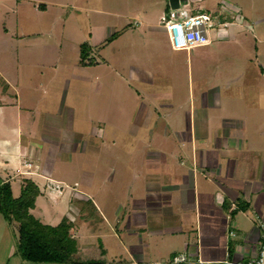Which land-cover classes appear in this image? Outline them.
I'll use <instances>...</instances> for the list:
<instances>
[{
    "label": "rangeland",
    "instance_id": "1",
    "mask_svg": "<svg viewBox=\"0 0 264 264\" xmlns=\"http://www.w3.org/2000/svg\"><path fill=\"white\" fill-rule=\"evenodd\" d=\"M41 4L46 9H40ZM180 4L179 10L191 14L196 7L214 12V21L218 13L235 16L231 31L239 36L238 48L228 47L225 53L218 49L232 41L217 36L226 31L224 26L209 31V47L168 48L172 44L162 19L181 20L172 17L175 10L169 0H0V176L12 180L14 196L19 197L23 179H28L17 170L25 168L24 159L37 173L39 163L47 164L49 181L34 178L41 195L32 213L51 226L65 217L76 222L82 260L103 257L106 264L134 263L131 246L136 247L138 236L146 238L138 226L153 219L141 206L170 197L146 193L137 199L136 189L161 169L157 161L161 146L165 150L166 146L159 138L166 131L161 130L162 123L154 128L149 122L156 110L157 82L141 88L133 77L134 67L153 69L172 61L175 102L198 115L200 106L205 101L213 105L221 92V111L241 112L251 125L260 122L247 132L249 142H264V99L248 94L264 87V0H180ZM147 21L161 28L163 35H155L161 47L158 53L143 51L155 31ZM117 30L128 32L102 46ZM83 43L91 51L88 59L98 65L80 64ZM233 78L246 93L231 105L223 85ZM3 79L10 85L7 93ZM185 134L176 135L178 145L185 143ZM58 142L67 143V158L63 153L55 157ZM21 146L26 150L23 155ZM54 183L62 191L52 190ZM90 199L106 218L101 227L80 220L82 209L86 215L93 211ZM128 223L137 227L133 234H128ZM173 257L149 264H173ZM0 264H35L21 256L18 224L6 222L1 214Z\"/></svg>",
    "mask_w": 264,
    "mask_h": 264
},
{
    "label": "crops",
    "instance_id": "2",
    "mask_svg": "<svg viewBox=\"0 0 264 264\" xmlns=\"http://www.w3.org/2000/svg\"><path fill=\"white\" fill-rule=\"evenodd\" d=\"M191 12L193 15L206 13L200 7L192 8ZM208 12L216 15L214 12ZM236 13L238 14L239 11ZM235 20L236 17L231 14L218 13L217 20L213 22V28L224 26L226 29L225 32L216 33L217 36L232 40L231 43H225L222 48H218L224 53L228 47L239 46V36L231 31L235 27ZM147 22L149 28H155V31L152 30L153 44L149 46L146 43V49L143 51L150 49L158 53L161 47L156 33L163 35L161 28ZM228 23L231 25L227 26ZM138 26H142V23L140 22ZM116 32H120V36L112 43L128 31L117 30L114 34ZM31 36L35 34H28L26 37ZM107 40L102 46L107 45ZM134 70L136 74H133V77L140 83L141 88L157 82L155 87L157 92L154 94L155 99L157 98L154 105L156 110L149 122H152L154 128L162 123L161 130L166 131L164 134L161 133L162 137L159 138L166 146V150L161 146V155L157 161L161 169H156L158 171L154 172L155 177L147 181V185L141 182L144 187L142 185V188L136 189L137 199L146 193L170 197L156 200L155 203L150 202L149 207L141 206L152 215L153 219L142 224V228L139 224L138 230L144 233L146 238L138 236L139 241L135 240L136 247L131 246V257L140 264H149L157 261L158 258L171 255L172 257L189 255L188 264H199V260L208 264H228L246 262L254 258L258 252L260 236L263 232L262 225H264V142H249L247 130L251 126L260 125V122L251 125L245 116L239 115L241 112L237 113L234 110L222 112L221 92L213 105L205 101L204 105L200 106L198 115L189 113L174 100L172 61L161 63L153 69H141L136 66ZM235 86L237 87L234 88ZM232 88L234 90L231 91ZM241 88L243 87L237 78L225 81L223 90L227 91L228 104L237 103V100L246 93ZM256 89L248 94L264 99V87ZM186 112L190 115L189 122L187 121L189 124L184 121ZM211 115L214 120L211 119ZM222 123L223 128L220 127ZM216 130H220V133L214 134ZM181 133H186L183 141L185 143L178 145L176 135ZM153 138L155 141L154 135ZM50 144L56 145V142ZM66 146L67 143L58 142L54 150L55 157L63 153L67 158L69 153L66 151ZM25 151L21 146L20 153L23 155ZM183 153L186 155L182 156ZM187 154L192 155V158ZM26 163L30 164L31 168L25 166ZM23 164L25 168L19 167L18 173L27 174L20 175H27L28 179L33 177L31 179L33 181L38 176L48 181L51 178L47 164L39 163L38 173L32 171L33 163L30 160L24 159ZM123 179L128 178L124 176ZM166 191L168 194L165 193ZM88 201L96 207L93 200ZM97 210L99 211L98 208ZM103 218L100 227L106 222V218L104 216ZM80 220L83 221L82 212ZM127 228H129L128 234H133V230H137L136 226L132 229L129 225ZM116 233L119 234L118 229ZM231 233L235 235L232 236ZM119 239L121 240V237ZM162 264L166 262L163 261Z\"/></svg>",
    "mask_w": 264,
    "mask_h": 264
},
{
    "label": "trees",
    "instance_id": "3",
    "mask_svg": "<svg viewBox=\"0 0 264 264\" xmlns=\"http://www.w3.org/2000/svg\"><path fill=\"white\" fill-rule=\"evenodd\" d=\"M39 8L45 9V5L41 4ZM119 36L120 32H116L107 40V43H112ZM80 51L81 65L97 64L95 60L88 59L91 51L87 43L81 45ZM1 82L3 92L6 93L9 85L4 80ZM40 195L39 186L33 180L25 178L22 182L20 196L15 197L12 180L0 176V214L6 222L18 224L19 251L22 258L35 264H106L103 257L86 260L78 257L80 249L75 234L80 227L76 222L65 217L60 224L51 226L44 224L33 215L32 210L35 209ZM88 204L92 206L93 211L86 215V208L82 209V219L97 228L104 218L93 203L88 201ZM100 252V255H105V250L102 248Z\"/></svg>",
    "mask_w": 264,
    "mask_h": 264
},
{
    "label": "built area",
    "instance_id": "4",
    "mask_svg": "<svg viewBox=\"0 0 264 264\" xmlns=\"http://www.w3.org/2000/svg\"><path fill=\"white\" fill-rule=\"evenodd\" d=\"M179 10V9H178ZM237 12V11H236ZM173 18H181V20L174 21L172 18H163L164 26L167 29L172 47L175 50H191L196 47L206 46L210 43L209 31L213 28L214 14L206 12L199 15H193L189 11L175 10L172 15ZM31 168L30 164H25ZM22 172L21 174H23ZM27 174V173H24ZM30 174V172H28ZM52 190L62 191V187L58 183L51 186ZM261 239L258 245V252L254 258L243 262H230L228 264H264V225ZM234 236V233H231ZM173 264H188L190 258L186 255H178L173 258ZM132 264H138L136 262ZM199 264H208L199 260Z\"/></svg>",
    "mask_w": 264,
    "mask_h": 264
},
{
    "label": "water",
    "instance_id": "5",
    "mask_svg": "<svg viewBox=\"0 0 264 264\" xmlns=\"http://www.w3.org/2000/svg\"><path fill=\"white\" fill-rule=\"evenodd\" d=\"M171 8L173 10H178L181 8L180 0H169Z\"/></svg>",
    "mask_w": 264,
    "mask_h": 264
}]
</instances>
